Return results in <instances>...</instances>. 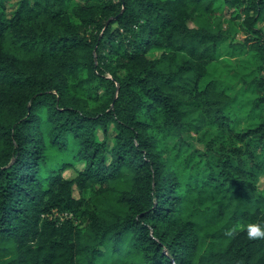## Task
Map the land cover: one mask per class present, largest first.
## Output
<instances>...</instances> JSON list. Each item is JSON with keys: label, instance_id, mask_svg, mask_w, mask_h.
Returning <instances> with one entry per match:
<instances>
[{"label": "trees", "instance_id": "trees-1", "mask_svg": "<svg viewBox=\"0 0 264 264\" xmlns=\"http://www.w3.org/2000/svg\"><path fill=\"white\" fill-rule=\"evenodd\" d=\"M5 1L0 264H264V0ZM227 43L258 63L243 130Z\"/></svg>", "mask_w": 264, "mask_h": 264}, {"label": "rangeland", "instance_id": "rangeland-1", "mask_svg": "<svg viewBox=\"0 0 264 264\" xmlns=\"http://www.w3.org/2000/svg\"><path fill=\"white\" fill-rule=\"evenodd\" d=\"M21 0H6L8 13L13 12ZM256 27L264 32V17L261 18ZM241 34L236 36V42L242 41ZM234 44H225L219 53L218 58L210 67V77L218 78L228 88L229 93L236 95L238 100L234 113L236 114L235 128L243 130L260 120L262 114L252 109V101L256 97L255 92L249 86L252 78L256 74L258 63L255 58L247 53H238L234 49ZM160 53L154 52L150 57L155 58ZM264 115V114H263ZM98 137L102 139V133L98 132ZM52 162L57 164L60 160H66V155L51 150ZM83 168L82 163H77L62 172L66 179L72 180L77 177L78 172ZM259 192L264 194V177L259 181ZM76 198L80 197L77 188L74 189Z\"/></svg>", "mask_w": 264, "mask_h": 264}]
</instances>
